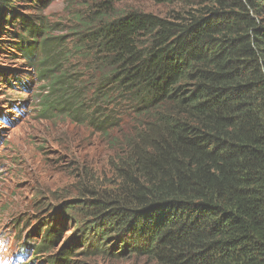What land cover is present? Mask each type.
<instances>
[{
  "label": "trees",
  "instance_id": "obj_1",
  "mask_svg": "<svg viewBox=\"0 0 264 264\" xmlns=\"http://www.w3.org/2000/svg\"><path fill=\"white\" fill-rule=\"evenodd\" d=\"M25 1L0 0V27L18 16L24 34L15 50L44 68V31L17 14ZM100 1L97 67L85 82L53 80L55 99L44 104L45 115L123 141L115 142L112 190L93 186L70 208L85 221L87 255L264 264V0ZM128 1L177 10H116ZM46 227L36 256L60 237L52 222Z\"/></svg>",
  "mask_w": 264,
  "mask_h": 264
},
{
  "label": "rangeland",
  "instance_id": "obj_2",
  "mask_svg": "<svg viewBox=\"0 0 264 264\" xmlns=\"http://www.w3.org/2000/svg\"><path fill=\"white\" fill-rule=\"evenodd\" d=\"M99 3L100 0H28L16 4L20 8L17 14L30 17L44 31L39 39L47 60L44 68L29 65L24 55L15 50L24 34L18 16L0 27L2 259L14 260L23 255L21 264H155L134 256L113 259L87 255L86 242L91 238L86 234L85 221L80 209L70 208L83 201L93 186L112 190L111 162L116 160L117 149L122 148L115 142L123 141L119 133L104 138L82 120L44 114L45 100L55 99L53 80L65 76L85 82L92 67H97L98 51L92 38ZM115 8L118 12L135 10L162 17L177 10L144 1H128ZM123 130L131 133L126 125ZM50 222L57 226L60 237L50 251L36 256L33 250L43 240Z\"/></svg>",
  "mask_w": 264,
  "mask_h": 264
}]
</instances>
